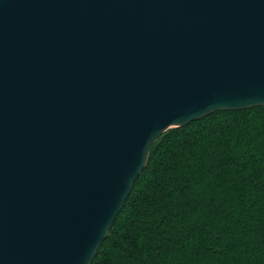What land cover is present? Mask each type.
<instances>
[{
    "label": "water",
    "instance_id": "obj_1",
    "mask_svg": "<svg viewBox=\"0 0 264 264\" xmlns=\"http://www.w3.org/2000/svg\"><path fill=\"white\" fill-rule=\"evenodd\" d=\"M264 107V0H0V264H92L154 143Z\"/></svg>",
    "mask_w": 264,
    "mask_h": 264
},
{
    "label": "trees",
    "instance_id": "obj_2",
    "mask_svg": "<svg viewBox=\"0 0 264 264\" xmlns=\"http://www.w3.org/2000/svg\"><path fill=\"white\" fill-rule=\"evenodd\" d=\"M92 264H264V107L167 130Z\"/></svg>",
    "mask_w": 264,
    "mask_h": 264
}]
</instances>
